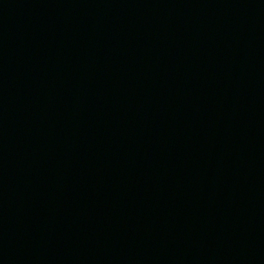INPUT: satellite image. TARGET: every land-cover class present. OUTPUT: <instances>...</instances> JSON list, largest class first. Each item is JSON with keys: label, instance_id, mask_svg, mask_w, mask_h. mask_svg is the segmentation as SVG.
Listing matches in <instances>:
<instances>
[{"label": "water", "instance_id": "water-1", "mask_svg": "<svg viewBox=\"0 0 264 264\" xmlns=\"http://www.w3.org/2000/svg\"><path fill=\"white\" fill-rule=\"evenodd\" d=\"M0 264H264V0H0Z\"/></svg>", "mask_w": 264, "mask_h": 264}]
</instances>
